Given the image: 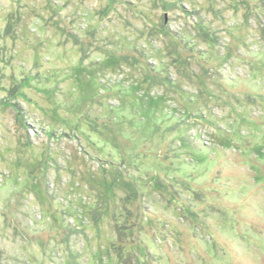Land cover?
Masks as SVG:
<instances>
[{
    "label": "rangeland",
    "instance_id": "obj_1",
    "mask_svg": "<svg viewBox=\"0 0 264 264\" xmlns=\"http://www.w3.org/2000/svg\"><path fill=\"white\" fill-rule=\"evenodd\" d=\"M0 264H264V0H0Z\"/></svg>",
    "mask_w": 264,
    "mask_h": 264
}]
</instances>
